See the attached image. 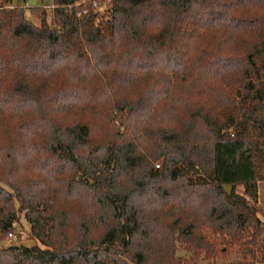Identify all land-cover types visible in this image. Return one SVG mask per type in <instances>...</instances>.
<instances>
[{"label":"trees","instance_id":"1","mask_svg":"<svg viewBox=\"0 0 264 264\" xmlns=\"http://www.w3.org/2000/svg\"><path fill=\"white\" fill-rule=\"evenodd\" d=\"M80 1L0 8V264H264V0Z\"/></svg>","mask_w":264,"mask_h":264},{"label":"rangeland","instance_id":"2","mask_svg":"<svg viewBox=\"0 0 264 264\" xmlns=\"http://www.w3.org/2000/svg\"><path fill=\"white\" fill-rule=\"evenodd\" d=\"M109 0H97L98 4L101 6V10L104 9V6L108 3ZM53 0H0V8L5 9H13L16 7L23 8L25 10V17L28 21L39 25V18L33 17L31 15V9L33 8H45L47 15V22L50 24V26H54L52 23V7ZM44 9V10H45ZM120 131H123V128L120 129ZM264 185H261L260 192L258 193V216L259 218L264 222ZM237 193L242 194L243 189L241 187L236 188ZM29 225L26 223V221L23 219V216L20 217V221L14 225V228L11 232L12 237L10 238L8 235L0 241V249L4 248L10 244H18V245H24V246H33L37 243L30 240L29 237ZM177 256L189 258V255L186 254L183 251V248L179 246L177 249ZM242 255L238 247H232L228 248L226 252L219 253L217 259L214 261L216 264H228V263H239L241 262ZM248 261H251L250 258H248ZM199 264H209L207 261H201ZM260 264V263H258Z\"/></svg>","mask_w":264,"mask_h":264},{"label":"built area","instance_id":"3","mask_svg":"<svg viewBox=\"0 0 264 264\" xmlns=\"http://www.w3.org/2000/svg\"><path fill=\"white\" fill-rule=\"evenodd\" d=\"M99 7L97 0H81L75 5L68 6L67 10L72 11L76 10V18L81 19L84 16L88 15L90 10H95ZM8 236L11 238L12 234L9 233Z\"/></svg>","mask_w":264,"mask_h":264},{"label":"water","instance_id":"4","mask_svg":"<svg viewBox=\"0 0 264 264\" xmlns=\"http://www.w3.org/2000/svg\"><path fill=\"white\" fill-rule=\"evenodd\" d=\"M223 189L227 193V195L231 194V186L223 185Z\"/></svg>","mask_w":264,"mask_h":264},{"label":"crops","instance_id":"5","mask_svg":"<svg viewBox=\"0 0 264 264\" xmlns=\"http://www.w3.org/2000/svg\"><path fill=\"white\" fill-rule=\"evenodd\" d=\"M51 9H53V5H52ZM261 185H264V182H260V183L258 184V193H259L260 190H261V188H260ZM263 187H264V186H263Z\"/></svg>","mask_w":264,"mask_h":264}]
</instances>
